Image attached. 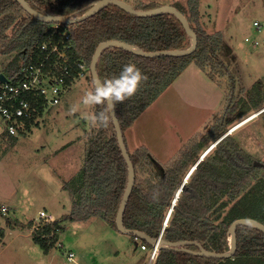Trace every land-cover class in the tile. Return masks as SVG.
Returning a JSON list of instances; mask_svg holds the SVG:
<instances>
[{
    "label": "trees",
    "instance_id": "16d2710c",
    "mask_svg": "<svg viewBox=\"0 0 264 264\" xmlns=\"http://www.w3.org/2000/svg\"><path fill=\"white\" fill-rule=\"evenodd\" d=\"M25 1L39 14L73 19L84 15L99 0ZM123 1L137 10H149L162 5L154 1ZM187 4L188 14L180 11L197 36V46L192 54L149 58L113 46L102 50L97 59L96 71L102 82L118 76L123 67L131 63L147 77L135 95L114 105L135 173L123 213L124 226L141 231L151 238L160 235L169 242L194 241L207 251L223 253L229 249L228 228L234 220L250 218L264 225V163L255 164L257 161L240 148L233 137L223 136L226 132L223 124L236 119L237 112L241 111L240 103L237 101L228 108L225 106L222 116L205 135L191 143L178 158L167 161L161 172L155 170L148 148L141 145L130 151L124 135L151 101L191 64L204 71L210 79H213L214 74L223 76L228 71L217 56V36L207 33L198 21V0H188ZM52 26L31 17L17 1L0 0V51L3 54L15 53L2 74L12 76L23 58V51L39 42ZM61 27L70 33L72 58L86 63L92 89L89 63L101 42L117 40L144 52L185 49L190 45L189 36L174 15L165 13L138 17L114 5L104 7L83 21ZM255 83V90L248 95L252 101H259L260 81ZM231 85L229 96L234 91L233 81ZM105 107L96 105L93 113H99ZM207 142L216 143L201 160H197L195 168L187 175L199 155L198 148ZM126 184L127 166L110 120L107 127L95 126L85 143L82 165L75 177L64 183L72 197V210L62 221H85L98 217L116 230L115 217ZM173 200L174 205L170 210ZM62 221L54 219L32 231L33 242L44 252H48L56 243L58 232L64 228ZM129 236L138 240L149 252L152 251L146 242ZM186 248L192 252L198 250L195 245H187ZM151 262L264 264V233L249 225L237 227L236 252L228 259L205 258L169 248L158 250Z\"/></svg>",
    "mask_w": 264,
    "mask_h": 264
},
{
    "label": "rangeland",
    "instance_id": "374dc122",
    "mask_svg": "<svg viewBox=\"0 0 264 264\" xmlns=\"http://www.w3.org/2000/svg\"><path fill=\"white\" fill-rule=\"evenodd\" d=\"M144 1L170 5L188 14V0ZM197 10L202 28L217 36V56L228 71L210 79L191 64L188 72L164 88L125 131L128 149L145 145L155 170L161 172L167 161L178 158L205 135L225 106L238 101L241 111L235 120L223 124L224 135L233 137L255 161L264 163V0H198ZM254 22L259 23V30ZM253 40L258 41L256 47L251 45ZM14 55L0 51V74ZM86 75L73 83L53 111L44 115L39 127L24 136L0 140V264L149 262L152 251L142 250L138 240L111 228L101 218L62 221L72 210V197L64 183L77 174L85 143L95 128L84 118V113H93V108L81 102L85 92L92 90ZM231 79L234 91L229 96ZM257 80L261 99L252 101L248 93L255 90ZM73 106L78 110L71 112ZM254 113H258L254 119L229 133ZM212 144L207 142L198 148L199 155L191 166ZM1 207H8V212L2 214ZM40 210L61 220L64 226L48 252L32 240V226L38 222L34 219ZM69 251L74 253V262L66 259Z\"/></svg>",
    "mask_w": 264,
    "mask_h": 264
},
{
    "label": "built area",
    "instance_id": "2783aa9c",
    "mask_svg": "<svg viewBox=\"0 0 264 264\" xmlns=\"http://www.w3.org/2000/svg\"><path fill=\"white\" fill-rule=\"evenodd\" d=\"M253 25L259 30V23ZM61 26L53 24L39 42L24 50L16 72L0 82V140L18 138L39 127L44 115L60 104L73 83L87 76L86 63L72 58L70 33ZM245 42H249L247 38ZM251 45L256 47L258 41L253 40ZM1 212L6 214L8 207H1ZM34 220L38 222L32 226L33 231L54 218L40 210ZM66 259L74 262V253L69 251Z\"/></svg>",
    "mask_w": 264,
    "mask_h": 264
},
{
    "label": "water",
    "instance_id": "95a60500",
    "mask_svg": "<svg viewBox=\"0 0 264 264\" xmlns=\"http://www.w3.org/2000/svg\"><path fill=\"white\" fill-rule=\"evenodd\" d=\"M15 1H17L21 5L23 10L27 14H29L31 17H33L34 19H36L38 21L48 23V24H55L56 23V24H63V25H72V24L83 21V20L95 15L97 12H99L100 10H102L104 7H106L108 5L117 6L121 9H123L125 12H127L131 15L138 16V17H150V16H157V15H161V14H165V13H170V14L174 15L179 20V22L181 23L186 35L189 36V38H190V45H189V47H187L185 49H177V50H169V51H155V52H144L140 49L132 47L131 45H129L127 43L120 42L117 40H110V41L101 42L96 47V49L92 55V58L90 60V63H89V73H90L93 84H94V82L95 83L101 82L98 75H97L96 64H97V59H98L100 53L102 52V50H104L108 47L119 46V47H122L123 49H125L126 51L133 53L135 55L153 58V57H160V56H174V57L188 56L195 51L196 46H197V36H196L195 32L191 29L187 18L183 15V13H181V11H179L178 9H176L175 7L170 6V5H160L158 7H155V8L149 9V10H137V9L133 8L129 3H127L123 0H99L96 3H94V5L81 17H77V18H73V19H67L66 17H63V16H52V15L39 14L36 11H34L33 9H31L25 0H15ZM0 82H2V83L6 82V78L3 74H0ZM114 113H115V110H114ZM111 121H112L114 132L116 134V139H117L119 149L122 153V157H123V159L126 163V166H127V184H126L125 190L123 192V195L121 197V200H120V203H119V206L117 209L116 217H115L116 230L122 234L133 235L135 237V239H140L152 247V253H151V256L149 258L148 264L153 259L156 250L158 252V250H160V249H169V248L179 249V250L194 254L196 256H201V257H205V258L228 259V258L233 257L235 252H236V229H237V227L242 226V225H249V226H252V227L260 230L262 233H264V225L262 223H260L259 221L255 220V219H250V218L236 219L230 224V226L228 228V231L230 234V239H229L230 246H229L228 251L223 252V253H216V252L205 250L199 243L194 242V241L169 242V241L162 239L160 235L157 238H151L147 234H145L141 231L133 230V229H127L123 224V213H124L126 202L129 198V195L131 193V190H132V187L134 184L135 173H134V168H133L131 159L129 157L127 148H126L124 141H123V134H122L119 122H118L115 114H113V119ZM225 135H223V136H225ZM196 164H197V162H196ZM255 164H259V163L255 162ZM179 190H180V188H179ZM178 192H177V194H178ZM177 194L175 195L174 200H175V198H177ZM174 200L172 202L170 210H171L172 206L174 205ZM170 210H169V212H170ZM169 212L167 214L165 222L168 218ZM165 222H164L163 226H165ZM187 245H195V246H197L198 250L195 252H192L191 250L186 248Z\"/></svg>",
    "mask_w": 264,
    "mask_h": 264
},
{
    "label": "clouds",
    "instance_id": "9594fccd",
    "mask_svg": "<svg viewBox=\"0 0 264 264\" xmlns=\"http://www.w3.org/2000/svg\"><path fill=\"white\" fill-rule=\"evenodd\" d=\"M146 80L147 77L134 64L129 63L123 67L118 76L100 83L94 82L93 89L85 92L81 102L86 108H93L96 105H106V107L99 113L86 112L84 118L92 126L107 127L115 114L113 106L135 95L142 82ZM77 110L76 106L70 109L71 112Z\"/></svg>",
    "mask_w": 264,
    "mask_h": 264
},
{
    "label": "bare ground",
    "instance_id": "6f19581e",
    "mask_svg": "<svg viewBox=\"0 0 264 264\" xmlns=\"http://www.w3.org/2000/svg\"><path fill=\"white\" fill-rule=\"evenodd\" d=\"M258 113H259V112H258ZM258 113H257V114H258ZM257 114L254 113L251 117H249V118H247V119H245V120H243V121L237 123L236 125H234V126H233V128H234L233 131L237 130L239 127H241V126L244 125L245 123H247V122H249L250 120L254 119V118L257 116ZM233 131H232V132H233ZM232 132H231V133H232ZM215 143H216V142H215ZM212 145H214V144H212ZM211 147H212V146H210V147L208 148V150L206 151L205 154H207V152H209V150L211 149ZM202 155H204V154H202ZM198 160H199V159H198ZM197 162H198V161H197ZM195 164H196V163H195ZM195 164L192 166V168L190 169V171H189V173H188L187 175H189V174L191 173V171L195 168V166H196ZM156 253H157V250H156L155 254H156Z\"/></svg>",
    "mask_w": 264,
    "mask_h": 264
},
{
    "label": "flooded vegetation",
    "instance_id": "af4514ba",
    "mask_svg": "<svg viewBox=\"0 0 264 264\" xmlns=\"http://www.w3.org/2000/svg\"><path fill=\"white\" fill-rule=\"evenodd\" d=\"M233 129H234V128H232V129L230 130L229 133H231V132L233 131ZM213 144L215 145V143H213ZM214 145H212V147H213ZM212 147H211V148H212ZM207 150H208V149H207ZM207 150H206V151H207ZM206 151H205V153H206ZM209 151H210V150H209ZM205 153H204V155H202V156L199 158V160H201V159L206 155ZM207 153H208V152H207Z\"/></svg>",
    "mask_w": 264,
    "mask_h": 264
},
{
    "label": "crops",
    "instance_id": "0c3cea01",
    "mask_svg": "<svg viewBox=\"0 0 264 264\" xmlns=\"http://www.w3.org/2000/svg\"><path fill=\"white\" fill-rule=\"evenodd\" d=\"M182 11H183V10H182ZM184 72L186 73V72H188V71L185 70ZM184 72H182L181 75L184 74ZM194 72H195V71H194ZM46 213H47V212H46ZM47 215H51V214L47 213ZM51 216H52V215H51ZM52 217H53V216H52ZM53 218H55V217H53Z\"/></svg>",
    "mask_w": 264,
    "mask_h": 264
}]
</instances>
